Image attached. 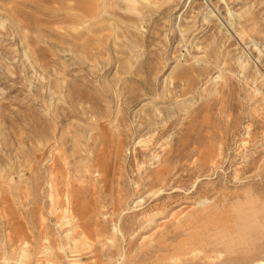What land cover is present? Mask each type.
Here are the masks:
<instances>
[{"label":"rangeland","instance_id":"obj_1","mask_svg":"<svg viewBox=\"0 0 264 264\" xmlns=\"http://www.w3.org/2000/svg\"><path fill=\"white\" fill-rule=\"evenodd\" d=\"M0 264H264V0H0Z\"/></svg>","mask_w":264,"mask_h":264},{"label":"bare ground","instance_id":"obj_2","mask_svg":"<svg viewBox=\"0 0 264 264\" xmlns=\"http://www.w3.org/2000/svg\"><path fill=\"white\" fill-rule=\"evenodd\" d=\"M205 22V21H204Z\"/></svg>","mask_w":264,"mask_h":264}]
</instances>
